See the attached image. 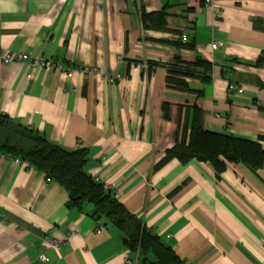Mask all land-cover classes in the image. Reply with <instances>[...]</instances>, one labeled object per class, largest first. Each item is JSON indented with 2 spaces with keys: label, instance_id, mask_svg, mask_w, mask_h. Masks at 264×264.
I'll return each mask as SVG.
<instances>
[{
  "label": "crops",
  "instance_id": "obj_1",
  "mask_svg": "<svg viewBox=\"0 0 264 264\" xmlns=\"http://www.w3.org/2000/svg\"><path fill=\"white\" fill-rule=\"evenodd\" d=\"M162 12L166 29L148 27L145 16ZM185 35L195 50L176 46ZM20 53L64 70L0 59V116L87 149V173L185 264H264V167L227 163L219 178L197 160L157 167L194 106L206 131L264 150V0H0V58ZM198 57L212 64L211 83L170 87L167 65ZM68 201L42 171L1 153L0 264H148L91 206Z\"/></svg>",
  "mask_w": 264,
  "mask_h": 264
},
{
  "label": "trees",
  "instance_id": "obj_2",
  "mask_svg": "<svg viewBox=\"0 0 264 264\" xmlns=\"http://www.w3.org/2000/svg\"><path fill=\"white\" fill-rule=\"evenodd\" d=\"M165 13L145 16L148 27L165 30ZM176 46L195 50L194 40ZM256 65L264 66V53ZM170 87L180 92H192L190 80L204 85L211 83L212 64L201 57L193 63L176 59L167 65ZM203 91L199 92V96ZM169 108L165 106V112ZM184 120L182 136L175 147L168 151L158 168L176 159L182 164L193 160L210 163L218 178L227 169V163L244 164L257 173L264 167V150L259 142L237 139L205 130L204 112L198 106L189 108ZM20 158L42 171L49 181L65 188L69 194L68 208L85 210L91 206V216L98 222L106 220L124 234L127 246L137 252L148 264H185L173 249L165 245L132 214L106 186L91 177L86 167L89 153L85 148L67 150L53 144L45 136L0 116V154ZM151 256V257H150Z\"/></svg>",
  "mask_w": 264,
  "mask_h": 264
},
{
  "label": "built area",
  "instance_id": "obj_3",
  "mask_svg": "<svg viewBox=\"0 0 264 264\" xmlns=\"http://www.w3.org/2000/svg\"><path fill=\"white\" fill-rule=\"evenodd\" d=\"M206 4L210 7H213L215 5V0H205ZM183 42H188V37L185 35L182 37L181 39ZM213 48H217L219 46V43H213ZM2 60V62L4 64H10V63H17V62H21V63H26L28 64L31 68H39V69H49V70H57V71H63L64 70V66L59 63V62H55L53 60H46V59H42L39 57H33L30 56L28 54H8L5 55L4 57L0 58ZM85 73H89V74H101L100 71L98 69L95 68H86L84 70ZM68 77H72L73 73L69 72ZM104 78L111 84H116L118 82H121L123 80V77L121 75L118 74H103ZM234 90L238 91L239 93H242L243 90L242 89H237V87H233ZM17 162H19V160H17ZM50 245L56 249H59L60 244L56 241H51ZM40 260L46 262L48 261V259L46 258V256L44 254L41 255ZM128 264H132L131 262H129Z\"/></svg>",
  "mask_w": 264,
  "mask_h": 264
},
{
  "label": "rangeland",
  "instance_id": "obj_4",
  "mask_svg": "<svg viewBox=\"0 0 264 264\" xmlns=\"http://www.w3.org/2000/svg\"><path fill=\"white\" fill-rule=\"evenodd\" d=\"M189 41V40H188Z\"/></svg>",
  "mask_w": 264,
  "mask_h": 264
}]
</instances>
